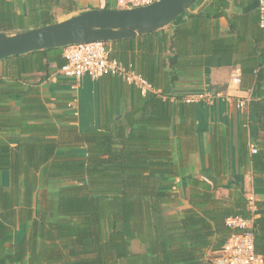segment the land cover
<instances>
[{
	"label": "trees",
	"instance_id": "obj_1",
	"mask_svg": "<svg viewBox=\"0 0 264 264\" xmlns=\"http://www.w3.org/2000/svg\"><path fill=\"white\" fill-rule=\"evenodd\" d=\"M227 5L228 0H212L190 13L194 21L183 23L177 34H198L204 20L221 17ZM55 7L70 13L76 0H0V31L14 34L56 23ZM140 38L106 42L109 57L160 93L143 94L130 84L132 111L89 130L80 131L68 113L59 128L41 100L40 84L67 62L64 47L6 58L18 68L0 75V264H213L229 238L245 231L227 224L237 216L253 219L256 252L264 259V199H257L252 211L245 194L217 198L211 185L192 177L190 208L169 212L179 174L172 156L173 114L186 113L194 103L136 67ZM84 146L85 151H72ZM257 152L254 186L264 187V150ZM55 181L62 182L56 200L41 192L35 205L38 190ZM19 226L23 236L15 242ZM133 240L144 249L131 250Z\"/></svg>",
	"mask_w": 264,
	"mask_h": 264
},
{
	"label": "crops",
	"instance_id": "obj_2",
	"mask_svg": "<svg viewBox=\"0 0 264 264\" xmlns=\"http://www.w3.org/2000/svg\"><path fill=\"white\" fill-rule=\"evenodd\" d=\"M109 1L76 0L77 8L69 14L105 8ZM211 3L212 0H204L169 25L139 35L136 42V67L159 86L172 87L179 97L204 91L221 95L210 102L194 103L186 113L174 111L172 156L179 174L174 178L177 199L171 204V215L190 208L188 180L192 177L211 185L217 198L231 200L239 193L252 192L258 200L264 199V187L254 186L258 178L252 163V156L259 153L252 149L264 150V76L257 81L260 68H264L259 0H228L223 15L204 20L206 27L202 26L198 34H177L183 23L189 26L194 21L188 16L190 13H198ZM54 12L60 15L64 11L55 7ZM15 63L0 59V75L5 68H18ZM175 74L177 78L171 80ZM39 89L42 103L59 128L65 113L75 116V124L82 131L99 128L104 120L124 117L133 109L132 87L116 75L74 80L56 72ZM242 99L248 103L238 107L235 100ZM172 100L175 106L179 102ZM72 151H85V146ZM3 180H8L7 173ZM39 195L40 189L35 205ZM35 215H39L38 208ZM22 236L19 226L14 230V241ZM18 264H28V260Z\"/></svg>",
	"mask_w": 264,
	"mask_h": 264
},
{
	"label": "water",
	"instance_id": "obj_3",
	"mask_svg": "<svg viewBox=\"0 0 264 264\" xmlns=\"http://www.w3.org/2000/svg\"><path fill=\"white\" fill-rule=\"evenodd\" d=\"M197 1L156 0L131 9L93 8L23 32L0 31V59L71 44L113 42L152 33L187 14Z\"/></svg>",
	"mask_w": 264,
	"mask_h": 264
},
{
	"label": "built area",
	"instance_id": "obj_4",
	"mask_svg": "<svg viewBox=\"0 0 264 264\" xmlns=\"http://www.w3.org/2000/svg\"><path fill=\"white\" fill-rule=\"evenodd\" d=\"M112 0L109 2L111 3ZM115 8L131 9L149 5L156 0H113ZM259 26L264 29V0H259ZM63 56L66 64L59 70V73L74 80H79L84 76L97 79L105 74H112L121 77L129 84H133L141 89L143 94L148 92L160 93L146 78L132 68L126 67L123 63L109 57V49L106 42L97 41L89 43L71 44L64 47ZM238 82L239 78H235ZM221 96L210 91L192 93L185 96L184 100L189 103L210 102L214 98ZM228 101L231 98L226 96ZM238 107L247 105L248 100H235ZM257 153V149H252ZM248 207L256 211L257 201L254 193L246 195ZM227 224L234 228H242L245 231L233 234L224 247L216 253L213 264H264L262 255L256 252L255 236L253 232V219L242 217H230Z\"/></svg>",
	"mask_w": 264,
	"mask_h": 264
},
{
	"label": "rangeland",
	"instance_id": "obj_5",
	"mask_svg": "<svg viewBox=\"0 0 264 264\" xmlns=\"http://www.w3.org/2000/svg\"><path fill=\"white\" fill-rule=\"evenodd\" d=\"M115 6V4H114V1L112 0L111 1V3L109 4V7H114ZM77 8V7H76ZM70 15L72 16V14H69V13H67V12H63V14H60V15H57L56 14V19H57V21H63V20H65V19H67V18H69L70 17ZM61 184H62V182H60V181H55V182H49V184H47L45 187L47 188L46 190L45 189H41L40 188V193L42 192V194L43 193H45V194H50L53 198H57V195H58V188L61 186ZM44 185V184H43ZM170 213H171V208H170V211H169ZM130 248H131V250H133V251H141V250H143L144 249V245L143 244H141L139 241H137V240H133L132 242H131V246H130Z\"/></svg>",
	"mask_w": 264,
	"mask_h": 264
}]
</instances>
